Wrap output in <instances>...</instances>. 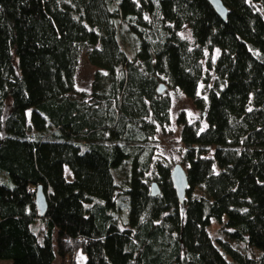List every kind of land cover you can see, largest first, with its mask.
Instances as JSON below:
<instances>
[{"label": "trees", "instance_id": "16d2710c", "mask_svg": "<svg viewBox=\"0 0 264 264\" xmlns=\"http://www.w3.org/2000/svg\"><path fill=\"white\" fill-rule=\"evenodd\" d=\"M221 2L0 0V261L264 264V0ZM169 91L200 112L176 118L182 203L155 160Z\"/></svg>", "mask_w": 264, "mask_h": 264}, {"label": "rangeland", "instance_id": "374dc122", "mask_svg": "<svg viewBox=\"0 0 264 264\" xmlns=\"http://www.w3.org/2000/svg\"><path fill=\"white\" fill-rule=\"evenodd\" d=\"M181 36L189 42H192L188 29H184L181 32ZM218 56V52L214 51L213 57ZM205 61H203V64ZM96 68L91 66L87 61V58L82 55L78 62V67L75 73V87L79 91H89L93 74ZM172 106L170 110V123L164 128H158L155 136V160L162 162L165 166L170 169L175 165H180L185 171L186 166L181 163L182 156L185 151V147L181 142L180 138V126L176 122V118L180 112H183L185 116L191 120L196 121L200 119V112L195 107L194 102L183 96L177 91H169ZM199 97L202 95V86H199ZM65 174H68V170H65ZM218 224L213 222L208 228L209 233L212 237H218L219 231ZM84 257L79 254L78 262L83 263ZM60 260L58 257L55 258L53 264H59ZM0 264H12L11 261H0Z\"/></svg>", "mask_w": 264, "mask_h": 264}, {"label": "water", "instance_id": "95a60500", "mask_svg": "<svg viewBox=\"0 0 264 264\" xmlns=\"http://www.w3.org/2000/svg\"><path fill=\"white\" fill-rule=\"evenodd\" d=\"M210 7L213 9L215 14L224 21L226 18V8L221 2V0H207ZM158 93L163 91V87L158 88ZM170 182L175 191V195L180 203L185 199V193L188 188L187 176L185 170L180 165H175L170 169L169 172ZM159 193V189L155 183L150 185V194L155 197ZM35 205L39 215H43L46 211V200L40 189L36 191L35 195Z\"/></svg>", "mask_w": 264, "mask_h": 264}]
</instances>
